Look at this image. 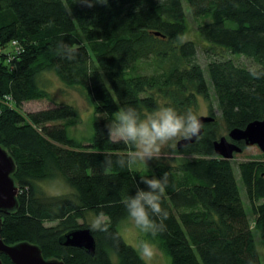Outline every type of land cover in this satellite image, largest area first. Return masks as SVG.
Masks as SVG:
<instances>
[{
    "label": "trees",
    "instance_id": "trees-1",
    "mask_svg": "<svg viewBox=\"0 0 264 264\" xmlns=\"http://www.w3.org/2000/svg\"><path fill=\"white\" fill-rule=\"evenodd\" d=\"M92 5L0 0V146L15 162L19 190L18 208L2 216L1 239L7 245L34 244L44 259L64 264H113V258L116 264H144L118 232L128 219L121 201L137 186L145 188L142 177L167 173L166 231L148 237L170 264H264L250 220L264 245V162H243L236 174L231 161L214 153L213 143L221 138L217 120L203 125L193 144L172 150L193 158L145 170L136 163L115 164L131 149L108 139L107 129L121 107L142 115L161 105L196 113L198 98L208 102L212 116L215 104L227 132L261 120L264 78L253 79L249 71L264 69V0H92ZM188 17L197 21V36L206 44L205 68L197 61V44L187 37ZM61 44L76 49L74 60L61 55ZM49 72L79 90L93 108L89 138L69 137L78 117L71 105L19 111L25 103L49 99L40 83ZM106 156L112 168L105 166ZM58 177L74 190V199L39 196L37 182ZM86 212L105 213L109 231L79 224ZM78 229L91 231L93 257L60 244ZM0 261L11 264L4 255Z\"/></svg>",
    "mask_w": 264,
    "mask_h": 264
},
{
    "label": "clouds",
    "instance_id": "clouds-1",
    "mask_svg": "<svg viewBox=\"0 0 264 264\" xmlns=\"http://www.w3.org/2000/svg\"><path fill=\"white\" fill-rule=\"evenodd\" d=\"M88 7L93 6L92 0H83ZM97 3H107V0H95ZM61 55L68 60L76 58V49L60 45ZM253 79L264 78V69L253 67L249 71ZM108 139L113 143H123L131 149L121 155L115 164L119 167L131 165L137 161L147 163L159 160L162 150L169 142L191 140L199 136L202 123L191 110L179 113L174 107L159 106L156 110L141 114L132 106L121 107L117 110L112 123L107 125ZM111 156H106L104 164L113 167ZM140 183L145 188L137 186L134 195L126 196L123 203L132 225L147 236L156 237L166 231L164 221L168 211L162 207V198L169 185V177L164 173L160 177H142ZM110 218L103 212L96 214L90 222L93 231L108 232ZM137 252L144 264H151L159 249L151 240H141Z\"/></svg>",
    "mask_w": 264,
    "mask_h": 264
},
{
    "label": "rangeland",
    "instance_id": "rangeland-1",
    "mask_svg": "<svg viewBox=\"0 0 264 264\" xmlns=\"http://www.w3.org/2000/svg\"><path fill=\"white\" fill-rule=\"evenodd\" d=\"M196 26L197 21L188 17L189 30L187 33V37L188 39L193 40L197 44V61L203 68H205V65L208 62L209 58L207 57V54L204 53L206 45L205 42L200 40L197 36ZM232 59L236 63L244 65L248 63L244 58L241 57H233ZM40 83L45 87V89L49 93V99L44 101H33L25 103L21 106L19 111L22 114L27 115L29 113L50 109L60 104L71 105L76 109L78 117L68 129L69 137L77 140L89 138L92 134L93 108L88 104L83 94L77 89L67 88L53 73L50 72L41 75ZM212 108L213 116L209 114L208 102H206L203 98H198V108L195 114L198 117L212 116L219 123L221 137L228 138V132L224 130L223 124L219 119V112L217 111L215 104L212 105ZM179 141L169 142V145L162 150V155L159 160H150L147 161V163L143 161H137L136 168L140 170L149 169L157 162H162L168 165H176L193 158L191 156L173 154L172 150L176 148V145ZM262 155V152L257 146L245 147L241 153L235 154L231 162L234 166L236 174L238 173V165L243 162H247L250 160L264 162V158L261 157ZM36 187L39 196L43 198H75L74 190L71 189L68 184L60 177L50 181L37 182ZM241 194L246 205L242 189ZM246 208L248 210L247 205ZM94 216L95 215L92 212H86L83 219L79 221V224L90 227V222ZM250 220L251 228L256 238L255 245L264 262V245L258 239V231L255 228L253 218L250 217ZM55 225L56 223L48 224V226ZM118 232L125 241V243L135 249H137V245L141 240H151L159 249L157 256L153 259L151 264H170L169 257L164 253L159 243L153 240L152 238L148 237L144 233L140 232L138 229H136L132 225L129 218L120 223V225L118 226ZM113 264H116V258H113Z\"/></svg>",
    "mask_w": 264,
    "mask_h": 264
},
{
    "label": "water",
    "instance_id": "water-1",
    "mask_svg": "<svg viewBox=\"0 0 264 264\" xmlns=\"http://www.w3.org/2000/svg\"><path fill=\"white\" fill-rule=\"evenodd\" d=\"M202 129L198 137L203 133V125L214 122L213 117H199ZM181 140L177 143V149L193 144L197 138ZM246 147L257 146L264 155V116L261 120L248 124L244 129H233L228 132V138L221 137L213 143L216 156L223 160L231 161L235 154L242 152L238 144ZM16 165L8 152L0 146V233L2 216L10 215L18 208V187L13 179ZM64 247L77 248L93 257L95 254V240L89 229L71 231L59 240ZM0 255L6 256L11 264H64L57 259H44L38 246L22 242L7 245L0 235ZM0 264H3L0 261Z\"/></svg>",
    "mask_w": 264,
    "mask_h": 264
}]
</instances>
